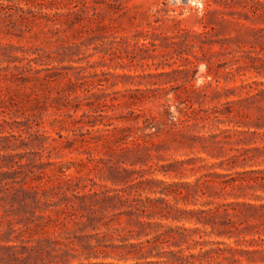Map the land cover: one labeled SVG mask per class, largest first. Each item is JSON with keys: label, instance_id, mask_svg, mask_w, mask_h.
Here are the masks:
<instances>
[{"label": "rangeland", "instance_id": "1", "mask_svg": "<svg viewBox=\"0 0 264 264\" xmlns=\"http://www.w3.org/2000/svg\"><path fill=\"white\" fill-rule=\"evenodd\" d=\"M204 1L0 0V154L47 164L35 184L49 204L26 215L29 227L0 206V264H19L13 256L23 257L25 245L51 250L50 264L63 250L77 256L71 264H134L112 247L129 238L124 218L61 224L54 214L96 203L107 187L185 210L264 203L256 183L264 176V71L208 73L201 60L174 53L182 29H202ZM123 148L134 151L123 160L136 172L115 187L104 173ZM233 180L237 188L217 186ZM81 238L98 258L86 259Z\"/></svg>", "mask_w": 264, "mask_h": 264}, {"label": "trees", "instance_id": "2", "mask_svg": "<svg viewBox=\"0 0 264 264\" xmlns=\"http://www.w3.org/2000/svg\"><path fill=\"white\" fill-rule=\"evenodd\" d=\"M202 9V29H182L172 43L176 56L190 63L191 56L201 60L206 63L208 73L264 71V0H205ZM198 70L199 66H196L195 72ZM122 150L123 155L104 173V180L115 187L126 186L136 172L125 167L123 160V157L133 156L134 151L130 148ZM23 158L21 154H0V206L7 215L8 209L17 210L16 215L21 220L16 224L29 227L34 220L26 215L35 214V209H39L43 202L49 206L44 190L42 197L38 198L37 190H41V184H35L44 177L36 173V169L47 164L32 160L23 163ZM236 182H223L217 186L224 192L228 187L237 188ZM256 183L264 189V176ZM96 186L97 183H93L92 187ZM127 188L107 187L103 198L96 203L67 206L54 214L58 222L64 216L61 224L67 219L92 225L104 222L109 216L124 218L130 227L129 238H123V244L112 247L120 249V256L125 260L132 259L134 264H264V203L211 202L213 207L208 210H185L173 207L164 198L153 201L146 197L143 200L140 193L130 199L131 192ZM160 193L172 195L164 191ZM91 196H98V193L93 192ZM156 202H162L166 207H157ZM41 218H50V215ZM114 220L112 218L104 225ZM164 221L184 222L194 227H172L165 225ZM14 224L8 221L10 232L15 231ZM80 246L82 254L87 255L86 259L99 257L96 254L92 256L97 247L82 238ZM22 250L23 257L13 256L19 264L29 263L36 257L44 263L46 260L51 263V250H38L26 245ZM71 256L77 258L69 250H63L56 264H71Z\"/></svg>", "mask_w": 264, "mask_h": 264}]
</instances>
